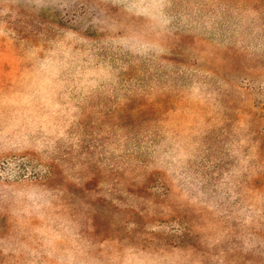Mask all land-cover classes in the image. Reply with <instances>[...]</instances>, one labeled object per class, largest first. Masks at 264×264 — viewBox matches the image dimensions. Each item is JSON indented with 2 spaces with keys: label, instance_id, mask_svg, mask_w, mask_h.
<instances>
[{
  "label": "rangeland",
  "instance_id": "374dc122",
  "mask_svg": "<svg viewBox=\"0 0 264 264\" xmlns=\"http://www.w3.org/2000/svg\"><path fill=\"white\" fill-rule=\"evenodd\" d=\"M0 177V264H264V0H0Z\"/></svg>",
  "mask_w": 264,
  "mask_h": 264
},
{
  "label": "trees",
  "instance_id": "16d2710c",
  "mask_svg": "<svg viewBox=\"0 0 264 264\" xmlns=\"http://www.w3.org/2000/svg\"><path fill=\"white\" fill-rule=\"evenodd\" d=\"M23 165H24V162H22V163L19 164L20 167H23ZM53 173H54V170L49 169L46 174H44V175H42L40 177H37V176L34 175V177H32V179H34V180H41V181L42 180H50L51 177L53 176ZM20 178H24V177L20 176ZM0 179H1V177H0ZM4 184L5 185H10L11 183L8 182V181H6ZM183 228H185V227H183ZM187 233H189V230H187Z\"/></svg>",
  "mask_w": 264,
  "mask_h": 264
}]
</instances>
